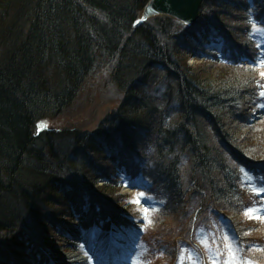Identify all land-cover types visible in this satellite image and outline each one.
Returning a JSON list of instances; mask_svg holds the SVG:
<instances>
[{
  "label": "trees",
  "instance_id": "trees-1",
  "mask_svg": "<svg viewBox=\"0 0 264 264\" xmlns=\"http://www.w3.org/2000/svg\"><path fill=\"white\" fill-rule=\"evenodd\" d=\"M149 1L0 0V264L45 263L68 244L61 228L113 227L142 232L139 264H264V120L251 123L264 110V0L137 28ZM99 69L118 107L91 131L38 135ZM118 175L148 184L147 217Z\"/></svg>",
  "mask_w": 264,
  "mask_h": 264
},
{
  "label": "rangeland",
  "instance_id": "rangeland-1",
  "mask_svg": "<svg viewBox=\"0 0 264 264\" xmlns=\"http://www.w3.org/2000/svg\"><path fill=\"white\" fill-rule=\"evenodd\" d=\"M257 33L261 38L263 37L264 33L259 29H255L254 35L258 36ZM95 72L98 73L94 75L96 78L88 82V89L77 101V105L75 107H72L60 120L52 122V126H55V128L58 129H62L66 127L79 128L80 125L83 130L91 131L106 115H108L110 111L118 107L122 99V94L119 92V90H117L116 87H114V85H111L108 74L109 72H104L101 69L95 70ZM120 186H122V191L120 195L134 197L136 202H139L138 209L145 214H143L145 217H147L146 212L149 209V206L147 204L148 202L144 199L142 192H140L143 188H145V186L141 185L139 190L138 187H132V182H129L128 180L121 182ZM137 191H139L140 194H137ZM101 239L102 237H99L96 240L97 248H101ZM75 242L77 244H81L82 240L78 239L75 240ZM56 249H62L65 254L80 256L79 251H68V247L65 243H58L57 241V247L53 249V262L56 257V255L54 254ZM104 251H106L105 248L100 249V252ZM105 253L106 252H104V254ZM104 259V257L99 259L94 257L95 264H103Z\"/></svg>",
  "mask_w": 264,
  "mask_h": 264
},
{
  "label": "water",
  "instance_id": "water-1",
  "mask_svg": "<svg viewBox=\"0 0 264 264\" xmlns=\"http://www.w3.org/2000/svg\"><path fill=\"white\" fill-rule=\"evenodd\" d=\"M203 1L204 0H152L146 7L143 17L137 26L146 22L149 18L159 15H167L187 25H193L198 19Z\"/></svg>",
  "mask_w": 264,
  "mask_h": 264
},
{
  "label": "bare ground",
  "instance_id": "bare-ground-1",
  "mask_svg": "<svg viewBox=\"0 0 264 264\" xmlns=\"http://www.w3.org/2000/svg\"><path fill=\"white\" fill-rule=\"evenodd\" d=\"M51 100L52 99H46L44 97L38 98L39 107L35 111H39L41 113L44 110H46L47 108L51 107L50 106L51 105L50 103H52V102H50ZM76 105H77V99L76 100L74 99L68 107H70V106L75 107ZM25 109H27L28 111H31L30 108L26 107ZM47 111H50V110H47ZM51 112H52V110H51ZM117 177L121 179V181H120V183H121L123 181L122 175H118ZM102 183L103 182L99 183V186H101ZM79 232H81V231L80 230H74V229H62L61 228V229H59L58 234L59 233H66V234H70L71 236H73L72 234L79 233ZM58 243H60V242L58 241ZM56 247H57V242L54 243V246L52 245L49 248L50 256H49L48 260L43 264H51V263L52 264H89L86 259H83L82 257L77 256V255L65 254L62 249H56L55 250L54 254L56 255V257H55L54 262H53V249ZM111 252H112V250H111ZM115 260H117V257H115L114 260H111V262H114Z\"/></svg>",
  "mask_w": 264,
  "mask_h": 264
},
{
  "label": "snow or ice",
  "instance_id": "snow-or-ice-1",
  "mask_svg": "<svg viewBox=\"0 0 264 264\" xmlns=\"http://www.w3.org/2000/svg\"><path fill=\"white\" fill-rule=\"evenodd\" d=\"M262 76H264V73H261Z\"/></svg>",
  "mask_w": 264,
  "mask_h": 264
}]
</instances>
